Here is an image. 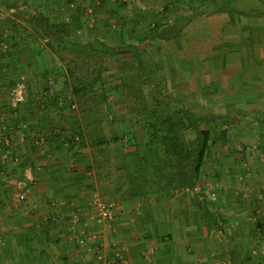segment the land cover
<instances>
[{
  "label": "crops",
  "instance_id": "obj_1",
  "mask_svg": "<svg viewBox=\"0 0 264 264\" xmlns=\"http://www.w3.org/2000/svg\"><path fill=\"white\" fill-rule=\"evenodd\" d=\"M2 1L8 6L19 4L20 9L16 15L7 13L2 18H12L13 28L8 33L17 46L11 47L9 57H0V122L6 115L9 156L16 155L19 160L5 158L7 150L0 147V264H202L205 253L185 251L189 244L185 218L176 213L168 220L164 211L162 217L157 215V204L174 203L165 200L167 197L162 199L159 193L142 199L135 207L114 204L113 229L96 222L93 197L99 173L90 166L97 159L94 151L102 145L95 141L93 128L103 124L101 115L107 114L105 103L111 90L106 88L97 99V91L90 92V87L73 93L69 87L71 75L58 50L70 48L67 43L85 48L92 44L95 48L96 40L99 46H152L156 39V46H175L171 54L166 51L168 58L173 55V59L198 68H220L224 60H235L229 64L238 68L235 73L253 79L252 87L248 83L241 89L242 95L254 99L251 95L258 87L257 101L252 104L263 108L264 0H248L245 9H209L181 31L172 28V35H168L172 32L168 26L154 32L150 23L163 16L164 5L178 0ZM255 2L262 5L254 6ZM88 8H93L92 15L86 13ZM59 24H66L68 38L60 34L55 36L57 46H33L40 28L52 39L54 34L46 26ZM177 34L178 38H173ZM239 60H243L241 65ZM15 71L26 74L28 86L27 98L17 113L10 108V88H6ZM242 78L239 81L243 82ZM27 169L33 184L24 190L17 182ZM262 199L257 202H262L264 219V191ZM178 226L180 233L176 234ZM163 233L170 234L172 241H164L160 236ZM120 244L125 245L122 257L115 258L114 251Z\"/></svg>",
  "mask_w": 264,
  "mask_h": 264
},
{
  "label": "rangeland",
  "instance_id": "obj_2",
  "mask_svg": "<svg viewBox=\"0 0 264 264\" xmlns=\"http://www.w3.org/2000/svg\"><path fill=\"white\" fill-rule=\"evenodd\" d=\"M1 2L0 28L4 29L0 32V57L7 54L9 57L11 47L17 45L12 39L14 36L8 33L13 28L12 18H2L7 13L16 15L20 9L19 4L8 6ZM248 2L178 0L164 5L160 13L163 16H157L155 21L153 19L150 28L155 32L168 26L171 30L181 31L184 25L204 11L211 9L214 12L230 7L245 9ZM253 5L261 6L262 3L255 2ZM65 26H46L54 34L52 39L40 28V34L34 35L37 44L30 43L33 46H57L56 40L53 43L55 36L62 34L68 38ZM32 29L35 32L34 26ZM172 33L173 30L168 35ZM174 37L178 38V34ZM155 40L152 46L102 44L101 51L87 49L91 46L87 45L86 52L81 55L74 54L70 48L58 50L71 75L69 87L73 93L97 74L95 69L103 73L93 88L90 87V92L97 91L96 96L93 94L97 99L106 88L111 90L105 103L107 114L101 115L103 124L93 128L94 135L102 132L107 138L94 151L97 159L95 165L90 166L99 173L96 174L99 185L95 187V192L115 206L120 202L126 207H135L154 193L163 195L162 199L167 197L165 200L174 203L157 204V215L162 217L164 211L165 215H169L168 220L176 213L185 218L189 225V244L185 251L205 253L202 264H264V219L260 208L262 202H257L263 200L264 191V107L252 104L257 101L260 89L254 87L256 92L251 95L254 99L247 100L246 93L242 95L248 83L249 87L253 86V79H243V74L235 73L238 68L229 66L235 60H224L220 68L210 65L198 68L173 59V55L168 58L166 51L171 54L175 46H156ZM194 55V51L190 52L191 57ZM140 58L143 65L139 70ZM242 63L243 60H239V64ZM6 70L1 71L4 73ZM11 77L16 80L11 82ZM241 78L243 82L239 81ZM8 80L6 88H10V93L18 81H23L26 96L27 76L23 71H15ZM254 85L259 86L256 82ZM242 96L245 99L240 98ZM19 106L14 108L10 104L16 113ZM16 113L11 111L13 116H17ZM169 115L176 120L184 118L185 126L178 133L188 152L193 151L198 143L197 128L210 130L209 145L196 185L180 188L177 180H169L172 170L177 172L175 166L167 163L170 158L168 153L175 154L171 150L149 151L152 145L150 122L156 117L161 119ZM5 119L6 115L0 124H6ZM164 132L160 131L159 135ZM115 135L119 139L112 141ZM166 192L167 196L164 195ZM176 194H179L180 201ZM179 229L180 226L174 232L179 234ZM160 236L164 241H172L170 234Z\"/></svg>",
  "mask_w": 264,
  "mask_h": 264
},
{
  "label": "trees",
  "instance_id": "obj_3",
  "mask_svg": "<svg viewBox=\"0 0 264 264\" xmlns=\"http://www.w3.org/2000/svg\"><path fill=\"white\" fill-rule=\"evenodd\" d=\"M95 43V48L92 46V44H90L91 46H87V49L90 48L91 50L101 51V46L97 44L98 42ZM67 46H71L70 49L74 50V54L81 55L86 52V48L82 46L78 47L75 44L68 45V43ZM139 63L140 66L138 67V69L140 70L142 69L141 66L143 65L141 59L139 60ZM95 71L97 74L91 77L88 83H86L83 87L76 89L75 93H81L88 87H93L95 85V83L101 78V75L103 73L102 71L98 72V70L96 69ZM152 121L153 122H150L149 125L151 127V129L149 130V134L152 132V134L150 135L152 145L151 148L149 147V151L156 152L164 150L166 152H169V150H171L172 153H175L174 155L168 153L170 158L167 160V163L170 164L171 167L175 166V168H177V172L176 169L175 171L173 169L171 174L169 176L167 175L168 177H170L169 180H177V185L180 188L185 186L190 187L198 184L205 159V154L209 145L210 130L207 128L198 127L196 136L198 143L196 144L193 151L190 150L188 152L187 149H185L184 141L181 140V136L178 133V130L182 129V126H185L184 118L176 120L173 116L169 115L161 119L156 117L152 119ZM160 131L165 132L164 134L159 135ZM95 138V141L100 144L104 143L107 139L103 135H101L100 137L95 135ZM118 139L119 137L115 135L111 140L116 141ZM162 148L163 150H160ZM178 155L180 156V159Z\"/></svg>",
  "mask_w": 264,
  "mask_h": 264
},
{
  "label": "built area",
  "instance_id": "obj_4",
  "mask_svg": "<svg viewBox=\"0 0 264 264\" xmlns=\"http://www.w3.org/2000/svg\"><path fill=\"white\" fill-rule=\"evenodd\" d=\"M2 0H0L1 3ZM87 14L92 15L94 13L93 8H88L86 11ZM26 86L23 81H18L15 86L12 88V91L10 93V104L14 108H17V106L21 103H23L26 99L25 96ZM78 140L79 138H75ZM0 147H5L6 152L4 153V157L8 159L14 158L15 161L19 160V157L16 155L9 156L11 154V147H10V135H9V125L2 123L0 124ZM13 154V153H12ZM29 170L27 169L25 171L24 177L19 178L18 184L19 186H22L24 190H29L31 188V185L33 184V180L31 175L29 174ZM93 206L95 209V215L94 218L96 219V222L102 226H106L109 228H112L114 225V204L108 201H105L98 193L94 194L93 197ZM123 247L125 245L118 246V248L114 251V257L115 258H121L123 254Z\"/></svg>",
  "mask_w": 264,
  "mask_h": 264
}]
</instances>
